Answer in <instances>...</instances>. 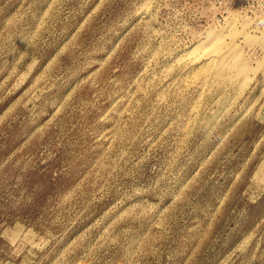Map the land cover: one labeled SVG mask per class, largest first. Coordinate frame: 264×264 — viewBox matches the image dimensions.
Wrapping results in <instances>:
<instances>
[{"label":"rangeland","instance_id":"1","mask_svg":"<svg viewBox=\"0 0 264 264\" xmlns=\"http://www.w3.org/2000/svg\"><path fill=\"white\" fill-rule=\"evenodd\" d=\"M228 24L253 61L205 79L191 53ZM241 31L264 0H0V264H264Z\"/></svg>","mask_w":264,"mask_h":264},{"label":"bare ground","instance_id":"2","mask_svg":"<svg viewBox=\"0 0 264 264\" xmlns=\"http://www.w3.org/2000/svg\"><path fill=\"white\" fill-rule=\"evenodd\" d=\"M226 28H228V31L230 32H226V34H232L233 39L235 31H231L230 24L218 29L213 28L199 38L194 47L195 52L191 53L192 56L201 54L205 55L206 66L202 67L201 70L205 79L211 75L220 78L231 73L233 70L243 72L250 68V61L252 60L251 53L249 55H244L242 53L243 45L240 47L239 43L234 42L232 39L230 42L225 41L224 35L227 30ZM240 34L242 35L243 43H246L248 46L257 43L259 45L262 44V46L264 45V35L256 38L248 31H241ZM255 175H258L259 178L264 176V162L259 165Z\"/></svg>","mask_w":264,"mask_h":264}]
</instances>
